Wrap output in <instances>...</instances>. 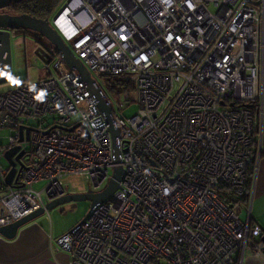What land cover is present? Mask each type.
Returning <instances> with one entry per match:
<instances>
[{
  "label": "built area",
  "instance_id": "2783aa9c",
  "mask_svg": "<svg viewBox=\"0 0 264 264\" xmlns=\"http://www.w3.org/2000/svg\"><path fill=\"white\" fill-rule=\"evenodd\" d=\"M51 25L91 74L131 78L136 97L123 93L113 105L106 95L116 156L103 107L59 59L54 74L0 94V134L10 132L0 160L19 147L16 162L28 145L12 187L11 167L0 164V228L43 207V195L63 196L67 177L101 191L117 166L119 188L56 241L69 264H243L247 251L264 256L262 229L250 222L252 190L243 200L259 140L243 104L262 100L264 0H68ZM131 103L138 110L125 120L118 112ZM47 115L58 118L55 126L27 124ZM21 126L32 131L20 142Z\"/></svg>",
  "mask_w": 264,
  "mask_h": 264
},
{
  "label": "water",
  "instance_id": "95a60500",
  "mask_svg": "<svg viewBox=\"0 0 264 264\" xmlns=\"http://www.w3.org/2000/svg\"><path fill=\"white\" fill-rule=\"evenodd\" d=\"M22 0H0V10L8 7L11 4L20 3ZM12 30H24L38 34L44 41L50 46L47 50H44L50 58V62L54 58H58L64 63L70 70L74 71L79 80L85 84L90 93L96 98L98 103L103 107L108 122L110 124V131L113 136V144L115 155H118L117 140L118 134L112 123V115L110 112V105L107 102L106 95L102 91L101 87L92 76L91 72L82 63V61L76 57L70 47L63 41L58 32L52 27L48 19H38L27 14L21 15H8L0 14V84L10 81L11 79V49H10V31ZM72 130V129H71ZM70 130V131H71ZM29 138L31 128L21 126L19 128L20 138L19 141ZM49 130L44 133H48ZM19 151V147H14L7 150L4 153V158L8 161L12 167L6 176V183L10 185L15 173V161L12 157ZM23 152H19L15 157L18 162L22 157ZM118 159L116 158V162ZM123 169L121 167H114L112 175L108 180L105 188L99 192H84V193H67L64 196L51 200L45 204V207H41L39 210L31 212L29 215L15 221L14 223L0 228V236L6 239H13L19 228L33 221L35 218L43 215L45 212H49L63 204L77 201H88L90 203L89 211L85 217L77 224L85 222L89 216L93 207L104 202L111 194L119 188V183L122 179ZM73 229V228H72ZM71 229V230H72ZM68 231L67 233L71 232Z\"/></svg>",
  "mask_w": 264,
  "mask_h": 264
},
{
  "label": "crops",
  "instance_id": "0c3cea01",
  "mask_svg": "<svg viewBox=\"0 0 264 264\" xmlns=\"http://www.w3.org/2000/svg\"><path fill=\"white\" fill-rule=\"evenodd\" d=\"M261 83L263 94L259 104V159L249 206L250 222L262 229L264 239V28ZM68 193L71 192L68 190ZM54 217L53 212H46L19 228L13 239L0 236V264H69L70 255L58 248L56 241L80 220L61 221ZM243 264H264V256H255L247 251Z\"/></svg>",
  "mask_w": 264,
  "mask_h": 264
},
{
  "label": "rangeland",
  "instance_id": "374dc122",
  "mask_svg": "<svg viewBox=\"0 0 264 264\" xmlns=\"http://www.w3.org/2000/svg\"><path fill=\"white\" fill-rule=\"evenodd\" d=\"M68 0H64V2L59 6L62 8ZM210 10L214 12V9L211 7ZM56 14V13H55ZM55 14L50 16L49 21L51 22L54 18ZM37 34L35 33H24L18 34L10 38V49H11V82H5L0 84V94L5 93L7 91L12 90L16 87V83L18 81H24L25 83L34 84L35 82L44 79L48 76V74H54V64L56 60L50 62L49 56L45 53L44 49L36 43L37 38L35 37ZM43 40V39H42ZM49 65V66H47ZM47 66V69H46ZM47 74V75H46ZM93 77L99 81L100 85L103 87V83L100 78L96 74H92ZM133 95V94H132ZM136 95H133L135 98ZM108 98L112 102L113 105L116 104L118 99L109 96ZM138 110V105L136 103H131L128 108H126L123 112H118V115L123 119H129L133 115L136 114ZM77 118L74 117L72 121H76ZM58 118L55 115H47L43 119L40 118H32L27 120V124L37 128H48L51 126H55ZM10 132L2 131L0 134V143L5 146L8 144ZM28 150V145L24 144L23 149ZM28 159L27 156H24L22 159L23 162H26ZM0 164L2 167H9L8 161L3 157L0 160ZM65 186L71 193H84L90 192L91 188L89 184L79 177H67L65 182ZM107 184V182H106ZM106 184L104 186H106ZM45 185V182H39L33 186L34 190H41ZM103 186V187H104ZM43 199L46 200L43 195ZM47 202V201H45ZM90 203L88 201H77L63 204L48 213L53 212L54 218L61 219V221H70L71 219L80 221L85 217L87 212L89 211ZM46 213V212H45ZM240 217L243 220H246L247 214L243 209ZM79 222V221H78Z\"/></svg>",
  "mask_w": 264,
  "mask_h": 264
},
{
  "label": "trees",
  "instance_id": "16d2710c",
  "mask_svg": "<svg viewBox=\"0 0 264 264\" xmlns=\"http://www.w3.org/2000/svg\"><path fill=\"white\" fill-rule=\"evenodd\" d=\"M64 2V0H22L20 3L12 4L15 9H17L22 14H27L29 16L38 18V19H50V16L56 13L58 11L59 6ZM26 33H30L29 31H26ZM33 33V32H32ZM36 34V33H35ZM37 38V41L39 39H42L38 34L35 36ZM44 40V39H43ZM42 40V41H43ZM35 41L36 43H39ZM46 45L49 47V45L46 43ZM44 49L47 50V47H44ZM49 58V57H48ZM55 60L57 58H54ZM53 59V60H54ZM52 60V61H53ZM103 83V87L100 85L99 81L97 83L100 85V87L103 89L106 95L112 96L114 98H117L123 93H128L130 96L135 93V84L131 82H126L125 77L122 76H107V75H99L98 76ZM95 78V77H94ZM96 79V78H95ZM7 82H11L7 81ZM5 83V82H3ZM24 81H18L15 86H20L24 84ZM245 107L250 109L253 114L255 115L254 119V129H255V136L257 138V135H259V102L258 101H252L247 102L246 104H243ZM258 147L257 139L254 140L252 150H253V156L254 159L251 162L249 174H248V184L246 188V196L243 198L244 203L247 204L249 201V193L252 190V185L254 181V170H255V154L256 149ZM249 203V202H248Z\"/></svg>",
  "mask_w": 264,
  "mask_h": 264
},
{
  "label": "bare ground",
  "instance_id": "6f19581e",
  "mask_svg": "<svg viewBox=\"0 0 264 264\" xmlns=\"http://www.w3.org/2000/svg\"><path fill=\"white\" fill-rule=\"evenodd\" d=\"M49 21V20H48ZM50 22V21H49ZM52 22V21H51ZM51 22H50V24H51ZM65 23H66V19H65V17L63 18V20H61V22L59 23V25H60V27L63 29V31H64V33L66 34V36H71L70 34L71 33H73L72 32V26H71V24H70V29H69V26H67V28L65 27ZM59 34V33H58ZM61 37V36H60ZM62 38V37H61ZM64 41V40H63ZM58 59V58H57ZM55 60V59H54ZM102 75H107V76H116V75H114V74H102ZM125 79V81L126 82H131V83H133L134 84V81L131 79V78H129V77H125L124 78ZM96 80V79H95ZM100 86V85H99ZM102 89V88H101ZM102 91H103V89H102ZM104 92V91H103ZM104 94H105V92H104ZM106 95V94H105ZM247 103V102H246ZM260 103H261V101H260ZM250 110V109H249ZM24 127V126H23ZM29 128V127H28ZM31 132V131H30ZM23 134H24V140L23 141H25L26 139H25V131H23ZM30 134V133H29ZM19 135H20V133H19ZM30 136V135H29ZM28 140V139H27ZM258 144H260V138H259V140H258ZM9 150V149H8ZM21 152H23V154H22V157L24 158V156H27V154H26V150L25 149H23ZM17 156V155H16ZM15 156V157H16ZM14 157V156H13ZM13 157H12V159H13ZM28 157V156H27ZM21 158V157H20ZM28 160V159H27ZM17 162V161H16ZM16 162H15V164H16ZM18 162H20V159H19V161ZM27 162V161H26ZM26 162H24V164L26 163ZM24 164H22L23 166H24ZM10 166V165H9ZM11 167V166H10ZM12 168V167H11ZM10 168V169H11ZM8 175V174H7ZM9 187H12V185H10ZM105 188V187H104ZM103 188V189H104ZM102 189V190H103ZM100 191V190H99ZM99 191H97V192H99ZM45 201H47V202H49V201H51V200H44V206L43 207H45V204L47 203V202H45Z\"/></svg>",
  "mask_w": 264,
  "mask_h": 264
},
{
  "label": "flooded vegetation",
  "instance_id": "af4514ba",
  "mask_svg": "<svg viewBox=\"0 0 264 264\" xmlns=\"http://www.w3.org/2000/svg\"><path fill=\"white\" fill-rule=\"evenodd\" d=\"M0 14H8V15H21L22 13L21 12H19L17 9H15L14 7H13V5L11 4V5H9L8 7H6V8H4V9H2V10H0ZM26 34V31H24V30H12V31H10V34H11V36H10V38L11 37H13V36H15V35H18V34ZM37 42H41V43H39V45H41V47L44 49V47H47V48H49L47 45H46V42L43 40L42 41V39H39V41H37ZM44 50H46V49H44ZM46 53V52H45ZM47 54V53H46ZM92 192V191H91ZM68 193V190H67V187L65 186V194H67ZM64 194V195H65ZM63 195V196H64Z\"/></svg>",
  "mask_w": 264,
  "mask_h": 264
}]
</instances>
